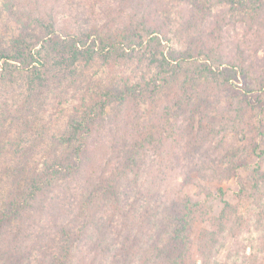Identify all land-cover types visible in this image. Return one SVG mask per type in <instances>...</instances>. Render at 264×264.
<instances>
[{"label": "rangeland", "instance_id": "374dc122", "mask_svg": "<svg viewBox=\"0 0 264 264\" xmlns=\"http://www.w3.org/2000/svg\"><path fill=\"white\" fill-rule=\"evenodd\" d=\"M8 1L0 0V48L8 56L0 61V205L11 195L21 196L25 192L27 164L41 169L45 161L55 157L58 147L66 146L57 141L68 132L71 121L81 116L87 103L103 99L106 89L119 92L126 85L156 78L160 71L159 62L154 60L156 55L165 56L171 62L170 66L182 63L174 56L191 47L193 35L197 37L203 33L210 43L218 45L214 37L221 38V42L214 60L196 56L198 62L193 60L190 63L201 66L199 64L207 62L214 68L222 57L235 61L241 59L251 66L254 62L253 67L264 72V41L256 34H248L243 25H236V16L239 15L231 4L218 3L207 16L209 21L196 25L193 23V3L166 0L158 17L169 33L167 38L161 39V44L144 46L124 59L105 61L95 58L90 62H79L75 75L56 68L54 59L46 60L48 89L35 87L31 90L25 64L14 57L23 46L16 40L19 25L7 12ZM47 3L58 25L83 30L98 24H110L118 13H122L124 17L121 18L126 20L134 0H49ZM220 14L225 16V21L222 18L219 21ZM187 21L191 24L186 27L184 23ZM24 51L28 54L30 50L26 51L24 47ZM57 71L59 75H56ZM188 71L190 67L175 74L155 102L131 108L130 116L126 105L116 102L109 106L92 144L97 153L92 159L98 171L88 176L106 173L112 177L121 170L123 141L127 136H136L137 132L146 129L159 132L161 125L167 129V123L160 120L162 115L159 118V114L167 104V92L185 79ZM202 75V81L213 77L207 72ZM255 78L252 73L232 80L225 98L231 97V101L235 100L232 104H237L247 81L254 87L258 84ZM31 91L36 94L31 96ZM257 99H262L261 104H264V91L254 95L253 101L259 106ZM226 106L225 101L214 100L213 119L199 125L187 123L186 115H181L177 127L173 128L175 131H167L169 135H162L167 138L162 144H155L143 154L137 172L130 170L127 174L121 172V175L113 176L116 178V195L106 196L97 204L94 219L85 229H82L85 221L79 208L89 190V178L87 180V176L78 173L62 180L43 200L45 211L35 212L34 220H29L28 216L27 224L19 232L16 240L20 242L18 260L22 264H38L46 254L59 255L64 244L60 226L65 225L77 231L68 264H139L145 250L162 233L164 211L171 197L180 195L201 201L212 216L220 214L223 198L229 200L233 205L231 226L234 220L238 225L234 224L232 232L228 230L221 236L216 246L217 258L222 264H264V219L249 197L252 188L250 172L258 158L252 155L248 159V168L235 169L237 157L246 160L249 155L252 136L247 128L224 125L233 113L224 112ZM254 112L259 116L260 107ZM117 134H122L123 138L117 141ZM18 176L23 177V181ZM201 183L214 192L213 198L203 193ZM21 184L24 187L19 189ZM219 188L223 189V196ZM201 228L217 229L209 220L197 222L192 234L194 253L197 252ZM18 229L15 220L8 230L9 236L16 235ZM125 257L128 261H124Z\"/></svg>", "mask_w": 264, "mask_h": 264}, {"label": "trees", "instance_id": "16d2710c", "mask_svg": "<svg viewBox=\"0 0 264 264\" xmlns=\"http://www.w3.org/2000/svg\"><path fill=\"white\" fill-rule=\"evenodd\" d=\"M48 1L10 0L6 3L8 14L19 25V34L16 40L23 46L18 56L14 57L21 59V62L25 64L24 70L29 73L31 90L35 87L36 89L44 87L48 89L45 75L46 60L54 59L53 63L56 68L71 72L72 74L69 75H75L79 62H90L95 58L105 61H109L110 58H128L144 46H151L153 43L161 44V39L168 37L169 30L158 17L166 0H134V3H131L132 10L126 20L121 18L122 13H118L110 24H98L83 30H74L68 25H58L57 19L52 14L53 11H49L47 8ZM187 1L193 3L192 13L195 16L193 23L196 25L209 21L207 16L211 15V10L218 3L231 4L233 11L239 15V17L236 16V25H243L248 34H256L261 38V41H264V0ZM199 17L201 19H198ZM224 17L223 14H220L219 21L221 18L225 21ZM197 20L198 22L200 20V23L196 22ZM212 23L214 24V22ZM184 24L187 27L191 23L187 21ZM193 36L195 37H192L191 47L181 55L174 56L175 60L182 63L170 66L171 62L165 56L161 55V58L156 55L154 60L159 62L160 67L156 78L145 83L136 82L126 85L124 90L119 92L106 89L103 99L87 103L81 116L71 121L68 132L57 141V143L66 146L60 149L58 147L54 152L55 157L45 161L41 169H34L31 164H27L29 169L25 170L28 175L25 179V192L21 196L11 195L0 205V264H22L17 255L20 242L16 240L19 232L27 224L28 216L29 220H34L35 212L43 213L45 211L43 200L62 180L78 173L87 176V180L89 178V190L80 202L79 208L85 221L82 229H85L94 219L93 211L97 204L106 196L116 195V178L113 176L127 174L130 170L137 172L143 154L155 144H162L167 139L162 135H166L167 131L171 133L175 131L173 128L177 127L181 115H186V122L189 124L199 125L212 120L214 100L225 101L228 106L224 108V112L230 114L233 111L231 117L229 116L230 118L227 119L228 121H224V125L244 127L251 133L252 144L249 147V155L246 160L237 157L234 166L235 169L248 168L249 157L254 155L258 158L256 166L250 172L252 188L249 197L253 199L260 216L264 219V165L262 164L264 160V104H261L262 99H257L260 102L259 106L253 101L256 93L261 94L264 91V72L256 70L257 67H253L254 62L251 66L245 64L241 59L235 61L222 57L214 68L207 62L199 64L201 66L190 63L193 60L198 62L195 59L196 56L205 60H214L221 42V38L214 37V42L218 45L210 43L203 33L202 35L198 34L197 37ZM24 47H26V51L30 50L28 54L24 51ZM4 58H8L7 53L0 48V61ZM33 64L34 66L31 67ZM186 67H190L189 75L178 81L167 92V104L163 108V112L159 114V118L162 115L160 120L167 123V129L161 125L159 132H155L156 134L154 131L146 129L137 132L136 136H127L123 141L124 150L121 166L119 165L122 167L120 173L116 172L114 175L112 174V177H108L106 173L96 174L95 177L88 176L98 171V167L92 159L94 155L97 157L96 151L92 149V144L102 127L104 114L109 106L116 102L118 105H126L127 115L130 116L131 108H137L140 104H146L149 101L154 100L155 102L156 97L163 92L164 86L170 84L171 78ZM204 72L213 77L202 81L201 77ZM252 73H255L258 84L254 87L251 82L247 81L241 97H238V103L233 105L234 99L231 101V97L225 98L228 84L239 76L248 77ZM56 75H59L58 71ZM31 92V96L36 94V91ZM258 107H260L261 113L256 116L254 111ZM110 133L113 134L114 131L111 130ZM115 138L118 141L123 137L122 134H117ZM99 165L102 167L101 162ZM21 179L23 181V177ZM199 185L207 197L215 196L214 192L202 183ZM23 187L21 184L19 189ZM219 191L223 196V189L219 188ZM21 197L24 198L21 199ZM222 202L224 206L220 214L212 216L201 201H195L190 196L171 197L169 205L164 211L162 233L158 236V240L145 250L139 264H222L217 258L216 246L226 231L232 232L233 225H238V221L234 220L235 223L231 226L233 205L225 198ZM15 220L19 229L16 235L13 233L10 237L8 230ZM208 220L217 229H200L197 252L194 253L192 250L194 228L197 222ZM60 229L64 244L61 246L59 255L46 254V257L38 264H68L73 249L74 235L77 231L65 225H61ZM124 259V261L127 260L126 257Z\"/></svg>", "mask_w": 264, "mask_h": 264}]
</instances>
